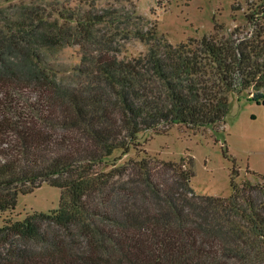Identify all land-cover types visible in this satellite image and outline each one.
<instances>
[{"label":"trees","instance_id":"1","mask_svg":"<svg viewBox=\"0 0 264 264\" xmlns=\"http://www.w3.org/2000/svg\"><path fill=\"white\" fill-rule=\"evenodd\" d=\"M84 2L0 7V213L43 183L61 192L54 210L4 219L0 264H264L263 183L233 167L229 196L201 195L191 155L116 163L141 131L219 127L231 92L264 104V5L172 44L134 8ZM131 38L147 51L119 58ZM63 45L81 58L58 79L47 58Z\"/></svg>","mask_w":264,"mask_h":264},{"label":"rangeland","instance_id":"2","mask_svg":"<svg viewBox=\"0 0 264 264\" xmlns=\"http://www.w3.org/2000/svg\"><path fill=\"white\" fill-rule=\"evenodd\" d=\"M97 7L134 8L136 13L156 23L157 32L170 43L178 44L187 39L200 38L213 32L214 24L229 31L235 26L246 25V13L262 9L264 0H87ZM32 3L55 11L62 6L87 9L84 0H11L0 1V7ZM88 3V2H87ZM237 5L239 9H233ZM66 8V9H67ZM52 12V13H53ZM54 18V15L52 16ZM51 18V19H52ZM264 25V17L260 18ZM62 23V20H59ZM119 58H129L147 51V44L136 38L121 42ZM81 58L78 45H63L47 60L58 70L57 78L69 74L67 69L77 65ZM65 69V70H63ZM259 94L252 90L229 94L228 112L219 127H191L175 123L168 130L159 126L156 130L141 131L129 152L117 164L127 158L138 159L149 155L160 160L178 161L191 155L195 175L191 186L197 194L227 197L231 194L230 172L238 170L237 181L249 180L264 184V104L249 97ZM226 146V153L224 152ZM115 150L110 158L120 156ZM60 189L43 183L31 193L19 194L15 209L0 213V226L5 218L23 219L33 212H48L58 207Z\"/></svg>","mask_w":264,"mask_h":264}]
</instances>
